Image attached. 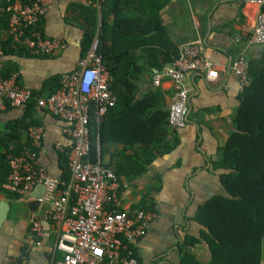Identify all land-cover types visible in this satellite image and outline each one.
Wrapping results in <instances>:
<instances>
[{"label": "crops", "instance_id": "0c3cea01", "mask_svg": "<svg viewBox=\"0 0 264 264\" xmlns=\"http://www.w3.org/2000/svg\"><path fill=\"white\" fill-rule=\"evenodd\" d=\"M118 6L122 18L116 21L114 7ZM260 11L259 5L244 0H102L101 7L92 6L87 0H55L40 27L45 36L64 41L63 50L34 56L18 50L0 53V67L14 68L12 74L16 73L19 85L44 96L50 92L47 79L74 71L96 40L98 47L101 21L105 18L106 44L111 56L122 55L127 70L123 77L134 85L135 100L155 89L163 95L161 106L168 109L175 85L166 78L154 86L153 74L172 63L182 44L201 41L204 54L214 63L219 77L211 81L198 73L186 74L184 82L190 89L188 122L180 128L169 122L163 124L166 145L161 144L160 150L169 144L173 146L171 150L155 149V157L147 162L146 146L135 132L138 125L132 127L116 112L110 114L105 151L100 159L122 181L110 207L129 213L139 209L154 213L147 233L135 242L141 264H191L193 260L206 264L214 257L208 237L212 236L211 226L204 221L222 223L232 214L228 199H235L223 184L225 170L221 168V150L235 127L240 106V82L230 65L240 53L247 56L248 62L258 58V49L248 42V37ZM8 15L6 5L1 6L0 22ZM92 19L96 20L95 37L84 55L82 40ZM1 25L0 40H7L10 30L6 24ZM101 60L105 65L102 57ZM111 90L116 104L118 96ZM25 107L8 103L4 108L0 106V155L6 156L4 163L0 161L1 182L10 174L8 155L31 147L24 124L44 128L39 163L50 176L68 182L67 164L61 158L70 149V138L64 132L66 122L44 109L35 108L32 116H27ZM57 142L64 151L55 148ZM140 166L146 169L136 172ZM4 190L0 191V200L9 202L11 208L0 226V264H49L52 256L62 259L64 252L56 246L58 231L43 216L51 203L39 201L35 207L31 204L33 190L24 195ZM33 212L39 215L46 232L40 245L29 243V218ZM258 253L253 264H264V233Z\"/></svg>", "mask_w": 264, "mask_h": 264}, {"label": "built area", "instance_id": "2783aa9c", "mask_svg": "<svg viewBox=\"0 0 264 264\" xmlns=\"http://www.w3.org/2000/svg\"><path fill=\"white\" fill-rule=\"evenodd\" d=\"M55 0H7L9 30L16 43L33 55H51L60 52L66 43L50 38L38 28L44 15ZM101 7L102 0H87ZM259 5L256 25L248 42L258 49L257 57L264 54V0H244ZM97 40L88 54L79 61L78 68L62 75L60 87L44 96L35 95L19 85L16 73L0 76V106H26L35 100L36 110L44 109L66 122L64 132L70 138L67 151L69 181L48 174L39 163L38 151L42 145L44 128L28 127L31 147L18 154H9L10 174L3 187L17 195L34 189L37 183L45 186L41 202L51 203L43 211L45 219L58 231L56 246L64 252L62 259L50 258L49 264H141L135 252V242L147 233L154 213L143 209L135 213L110 207L116 191L122 186L119 175L105 166L98 156L90 159V122H98L115 105L111 90L113 77L97 54ZM2 49L0 48V53ZM239 78L241 91L250 84L249 62L240 53L230 65ZM189 72L198 73L213 81L219 77L214 63L204 54L201 41L180 46L179 55L172 63L154 72L152 83L159 86L163 79L175 85L173 100L168 108V122L173 127H184L189 119L190 89L184 80ZM63 150L62 144H55ZM29 243L40 245L44 232L39 215L31 213ZM15 264V263H12ZM151 264H171L165 261Z\"/></svg>", "mask_w": 264, "mask_h": 264}, {"label": "trees", "instance_id": "16d2710c", "mask_svg": "<svg viewBox=\"0 0 264 264\" xmlns=\"http://www.w3.org/2000/svg\"><path fill=\"white\" fill-rule=\"evenodd\" d=\"M2 2L0 7H5L7 0ZM114 8H116L114 19L120 20L122 17L119 6ZM0 23L6 24L9 29V15ZM106 26L107 22L102 18L96 52L105 61L113 77L111 88L117 94L118 101L103 119L98 122L93 117L90 122V159L95 161L98 156L102 158L110 114L116 112L122 120H128L130 126L138 125L135 132L139 135L138 140L145 144L144 153L149 157L147 162H150L155 157V149L160 150V145L165 142L163 124L164 122L168 124V109L161 106L163 95L155 89L146 93L142 99L135 100L132 95L134 85L123 77L125 74L123 71L127 70L123 66L122 55L115 54L116 58L111 56L110 47L106 44ZM38 28L41 29L40 23ZM95 30L96 20L92 19L82 40L84 55L93 43ZM0 46L7 54L18 50L29 56L33 55L16 43L12 34L7 40H0ZM13 72L14 68L0 67V76L4 78L9 77ZM249 76L250 84L239 94L240 106L234 118L235 127L221 150V168L225 170L222 181L235 196V199L233 197L228 199L227 203L232 214H229L222 223L204 221L211 226L212 236L208 237L215 253L213 259L206 264H247V262L253 264L257 262L254 258L259 255L260 241L264 233V54L249 62ZM61 77L57 75L47 79L45 83H47L46 87L50 88L49 93L59 89ZM35 104V100H32L26 105L27 116H32ZM24 126L26 129L29 127L28 124ZM172 147L169 144L160 152L171 150ZM5 157V154L0 155V161H5ZM61 158L66 165L67 153L63 152ZM144 169L146 166H140L136 172L141 173ZM2 184L0 180V191H5ZM214 216L219 217L217 213ZM191 264L202 263L193 260Z\"/></svg>", "mask_w": 264, "mask_h": 264}, {"label": "water", "instance_id": "95a60500", "mask_svg": "<svg viewBox=\"0 0 264 264\" xmlns=\"http://www.w3.org/2000/svg\"><path fill=\"white\" fill-rule=\"evenodd\" d=\"M44 190L45 186L42 182L36 184L35 188L31 192V196L34 198V200L31 202L33 206H39L40 202L38 198L43 195ZM10 208L11 204L9 202L0 200V226L2 225V222L8 217Z\"/></svg>", "mask_w": 264, "mask_h": 264}]
</instances>
